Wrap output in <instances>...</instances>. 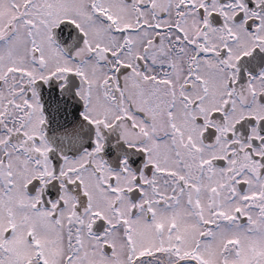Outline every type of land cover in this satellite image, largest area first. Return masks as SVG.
<instances>
[{
    "label": "snow or ice",
    "instance_id": "1",
    "mask_svg": "<svg viewBox=\"0 0 264 264\" xmlns=\"http://www.w3.org/2000/svg\"><path fill=\"white\" fill-rule=\"evenodd\" d=\"M0 264H264V0H0Z\"/></svg>",
    "mask_w": 264,
    "mask_h": 264
}]
</instances>
